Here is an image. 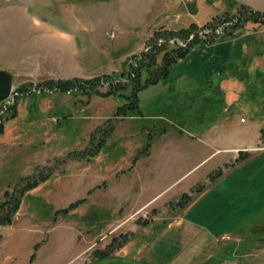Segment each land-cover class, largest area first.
<instances>
[{
    "label": "rangeland",
    "instance_id": "obj_1",
    "mask_svg": "<svg viewBox=\"0 0 264 264\" xmlns=\"http://www.w3.org/2000/svg\"><path fill=\"white\" fill-rule=\"evenodd\" d=\"M263 24L264 0H0V264H174L203 230L179 264H264V152L228 150L264 145V87L207 89L193 52Z\"/></svg>",
    "mask_w": 264,
    "mask_h": 264
},
{
    "label": "crops",
    "instance_id": "obj_2",
    "mask_svg": "<svg viewBox=\"0 0 264 264\" xmlns=\"http://www.w3.org/2000/svg\"><path fill=\"white\" fill-rule=\"evenodd\" d=\"M232 33L228 37L210 44L200 43L193 51L194 54L197 53L201 56L200 60L203 63L202 67L205 74L206 87L207 89L215 88L223 95L225 82L228 83V80L236 79L235 75H238L241 80L236 86L243 88L242 92H239L241 98H248L251 93L260 95L262 86L264 87V24L254 27L250 26L249 28L237 31L235 34ZM63 62L66 63L67 67ZM69 64L68 59L61 60L59 70L57 68L55 74L57 76L59 74L62 75L56 77V79L67 78L68 74L71 76L74 73L73 71L71 72ZM218 78L219 82L216 85ZM250 99H252L253 104H261L262 102L260 99ZM261 122L264 123L263 120ZM259 141L260 139L253 140L252 144L228 150H234V153L238 151H250L255 152L254 154H259L260 152H264V145H256ZM212 241L213 237L210 233L203 230L197 239L190 242L188 250L178 255L174 264H179L183 261L188 262V257L197 255L204 247L211 244ZM131 249L123 257L108 260L103 264H158L157 255H154L149 261L145 260L142 246Z\"/></svg>",
    "mask_w": 264,
    "mask_h": 264
},
{
    "label": "water",
    "instance_id": "obj_3",
    "mask_svg": "<svg viewBox=\"0 0 264 264\" xmlns=\"http://www.w3.org/2000/svg\"><path fill=\"white\" fill-rule=\"evenodd\" d=\"M14 90V74L0 69V105L8 100Z\"/></svg>",
    "mask_w": 264,
    "mask_h": 264
},
{
    "label": "built area",
    "instance_id": "obj_4",
    "mask_svg": "<svg viewBox=\"0 0 264 264\" xmlns=\"http://www.w3.org/2000/svg\"><path fill=\"white\" fill-rule=\"evenodd\" d=\"M230 26H232V22H230V21H226V20L222 19V20L218 23V25H217V27H216L215 29H210L209 31H204V32H203V35H204V36L209 35V36H213V37H215V36H219V37H221V36H223V35H226V31L230 28ZM206 33H208V34H206ZM162 43L164 44V41L161 42V44H162ZM161 44H160V45H161ZM163 44H162V45H163ZM182 45H184V44H182ZM15 94H16V93H14V90H13L11 97H10L8 100H6L5 102H8L9 100L13 99L14 96H15ZM3 103H4V102H3Z\"/></svg>",
    "mask_w": 264,
    "mask_h": 264
},
{
    "label": "trees",
    "instance_id": "obj_5",
    "mask_svg": "<svg viewBox=\"0 0 264 264\" xmlns=\"http://www.w3.org/2000/svg\"><path fill=\"white\" fill-rule=\"evenodd\" d=\"M187 53V52H186ZM186 53H183V54H181L180 56L181 57H184L185 55H186ZM67 84V83H66ZM263 132H264V130H263Z\"/></svg>",
    "mask_w": 264,
    "mask_h": 264
}]
</instances>
